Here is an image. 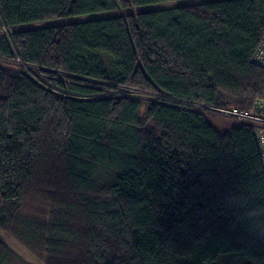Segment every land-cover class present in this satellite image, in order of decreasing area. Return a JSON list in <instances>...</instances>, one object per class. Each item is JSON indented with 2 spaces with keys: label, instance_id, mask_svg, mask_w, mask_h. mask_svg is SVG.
I'll return each instance as SVG.
<instances>
[{
  "label": "trees",
  "instance_id": "obj_1",
  "mask_svg": "<svg viewBox=\"0 0 264 264\" xmlns=\"http://www.w3.org/2000/svg\"><path fill=\"white\" fill-rule=\"evenodd\" d=\"M186 1L0 0V231L42 264H264L252 125L209 119L264 98V0Z\"/></svg>",
  "mask_w": 264,
  "mask_h": 264
},
{
  "label": "rangeland",
  "instance_id": "obj_2",
  "mask_svg": "<svg viewBox=\"0 0 264 264\" xmlns=\"http://www.w3.org/2000/svg\"><path fill=\"white\" fill-rule=\"evenodd\" d=\"M203 1L204 0H191V1H186V2H182V3L194 4V3H200ZM100 17L101 16H99V15H92V16L90 15V16H86L83 19L100 18ZM79 19H81V18H79ZM79 19L70 18V19H66V20H62V21H56V22L51 21V22H47V23H38V24L30 25L26 28H41V27H45V26H49V25H53V24L57 25V24H62V23H74L76 21H79ZM49 23H51V24H49ZM7 37H8V30L6 28L0 29V39L7 38ZM17 66H18L17 63L6 62L0 58V67L16 68ZM24 71H26L27 73L30 74V71L28 69H25ZM135 95L142 102H152V101L162 102L163 100L164 101L167 100L165 98H158V97L149 96V95H145V94H135ZM225 116L226 117L209 116V119H210V122L219 130L227 129L230 126V124L237 123L236 119L229 118V117H227L228 115H226V114H225ZM0 241L5 243L13 251L14 255L19 259V261L22 264H42L35 257H33L31 254H29L27 251H25L24 249L19 247L17 244H15L12 241H10L9 239H7V237L1 231H0Z\"/></svg>",
  "mask_w": 264,
  "mask_h": 264
},
{
  "label": "built area",
  "instance_id": "obj_3",
  "mask_svg": "<svg viewBox=\"0 0 264 264\" xmlns=\"http://www.w3.org/2000/svg\"><path fill=\"white\" fill-rule=\"evenodd\" d=\"M252 61L264 69V36L254 51ZM223 113L236 119L238 123L249 122L252 125L264 169V98L255 101L251 111L232 109Z\"/></svg>",
  "mask_w": 264,
  "mask_h": 264
}]
</instances>
